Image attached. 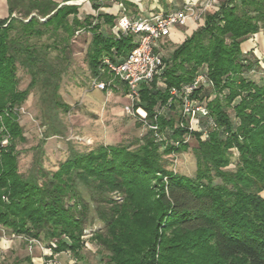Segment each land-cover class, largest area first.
Masks as SVG:
<instances>
[{"label":"trees","instance_id":"trees-1","mask_svg":"<svg viewBox=\"0 0 264 264\" xmlns=\"http://www.w3.org/2000/svg\"><path fill=\"white\" fill-rule=\"evenodd\" d=\"M6 1L8 16L0 19V141L8 135L9 143L0 145V224L80 258L89 208L76 191L80 180L97 196L104 229L91 240L107 251L104 264H264V68L252 51L240 47L264 30V0H220L168 56L160 53V44L154 48L163 60L162 87L156 78L141 83L135 106L156 123L160 139L147 129L134 147L98 144L71 151L56 170L39 167L26 176L18 171L15 144L25 140L17 109L29 90L39 83L44 104L70 109L57 92L62 69L49 53L67 58L71 38L88 31L85 57L91 77L107 81L110 74L100 72L102 58L121 61L136 37L104 29L118 19L105 12L79 15L77 4ZM89 1L93 9L100 6L99 0ZM44 35L53 40L31 41ZM17 64L31 77L23 90L17 89ZM200 71L212 86L198 88L192 97L207 107L216 126L207 118L199 119L194 131L179 126V99L154 120L170 96L168 89L190 82ZM200 125L208 131L204 139ZM42 133L48 136L47 130ZM186 135L197 140L193 177L167 168L163 157L186 150ZM233 150L235 168L226 169ZM114 191L121 201L112 197Z\"/></svg>","mask_w":264,"mask_h":264},{"label":"rangeland","instance_id":"rangeland-1","mask_svg":"<svg viewBox=\"0 0 264 264\" xmlns=\"http://www.w3.org/2000/svg\"><path fill=\"white\" fill-rule=\"evenodd\" d=\"M80 3L78 4L80 14L86 9L91 11L86 0ZM182 5L178 3V8ZM90 38L91 34L88 31L79 30L70 40L67 58L63 55L56 58V51L49 53V60L62 69L57 92L70 105L68 111L63 112L59 108L44 104L42 102L44 89L39 83L29 90L18 108V120L22 125L25 140L17 139L15 147L18 151V171L25 176L31 172L35 173L39 167L45 171L56 170L59 163L64 161L71 151H87L98 144L122 143L134 147L148 129L138 117L123 110V106L127 103L124 97L126 87L116 77L109 75L106 81L107 87L100 92L92 86V77L85 57ZM52 40L53 38H48L47 35L39 39H31L37 43ZM158 44H160L158 50L164 57L171 53L173 45L170 40L164 39ZM259 66L264 68V65L259 64ZM16 75L17 89H26L31 79L29 73L17 64ZM159 86L162 87V84ZM96 93L99 95L96 96ZM227 110L229 113L232 112L231 108ZM231 118L235 121L233 113ZM201 122L203 124V121ZM44 129L48 133L46 138L42 133ZM54 131H57V134H54ZM186 137L188 143L186 150L163 157L166 159L167 168L193 177L197 170V159L193 152L197 140L191 135ZM200 138L204 139L201 134ZM236 159L237 152L233 150L230 164L226 169L233 170ZM76 191L89 204L87 225L82 234L84 243L80 258L75 257L69 250L55 252V244L12 233L0 224V264H84L86 262L104 264L107 251L91 240L94 232L104 229V223L98 218L99 203L96 193L80 180L76 182ZM110 194L117 201H121L122 196L118 192L114 191ZM260 194L264 197V191Z\"/></svg>","mask_w":264,"mask_h":264},{"label":"built area","instance_id":"built-area-1","mask_svg":"<svg viewBox=\"0 0 264 264\" xmlns=\"http://www.w3.org/2000/svg\"><path fill=\"white\" fill-rule=\"evenodd\" d=\"M219 1L202 0L199 4L186 2L182 7L173 11L136 18H130L124 14L117 20V28L120 32H129L135 35L136 45L121 61L114 62L104 56L100 72L107 71L125 85L127 103L123 106V110L127 114L138 117L148 129L154 131L158 139H160V134L156 123L148 121L146 111L142 107L135 106L139 98V86L141 83H148L156 78L157 85L162 84L160 74L163 70V60L161 54L156 52L154 48L170 35L173 28L184 27L189 21H192L197 26L202 22L204 13L215 8ZM91 84L100 90H104L108 85L98 75L91 78ZM202 86L210 87L212 86V82L205 72L200 71L190 82L182 84L179 87H170L168 89L170 96L164 105L156 109L154 120L165 109L170 107L174 99H179V126L186 127L189 131H194L197 121L199 119L202 120V118H207L209 125L216 126L209 117L207 107L200 100L192 97L193 92ZM17 111L19 112L18 109ZM198 130L203 138L207 136L208 131L205 126L200 125ZM8 143V135H4L0 141V145L6 146Z\"/></svg>","mask_w":264,"mask_h":264},{"label":"crops","instance_id":"crops-1","mask_svg":"<svg viewBox=\"0 0 264 264\" xmlns=\"http://www.w3.org/2000/svg\"><path fill=\"white\" fill-rule=\"evenodd\" d=\"M59 4L64 3V0H54ZM85 0H70L67 3L71 4H81ZM89 4L91 11H86L84 14H92L96 16L99 12H105L109 15L114 16V22L122 15H127L130 18H136L139 16H147L148 14H156L162 12L173 11L178 8V3L184 4L186 2H194L199 4L202 0H128L133 6L126 7L121 2L114 0H99L100 6L97 9H93L89 0H86ZM66 3V2H65ZM81 13V11H80ZM79 13V14H80ZM8 16V7L6 0H0V19L6 18ZM96 21V20H95ZM195 25L192 21H189L184 27H175L171 30L170 35L166 37V40L171 41L172 50L178 45L187 35H189ZM104 29L117 32V25L114 24L113 27L108 25H103ZM242 52L252 51L254 56H256L261 65H264V30H259L257 33L250 35L245 39L241 45ZM125 87V85H124ZM100 92V89H96ZM126 90V88H125ZM126 94V92L124 93ZM99 93H96L98 96ZM124 97H126L124 95Z\"/></svg>","mask_w":264,"mask_h":264},{"label":"water","instance_id":"water-1","mask_svg":"<svg viewBox=\"0 0 264 264\" xmlns=\"http://www.w3.org/2000/svg\"><path fill=\"white\" fill-rule=\"evenodd\" d=\"M64 3H65V2H64ZM61 4H63V3H61ZM61 4H60V5H61Z\"/></svg>","mask_w":264,"mask_h":264}]
</instances>
